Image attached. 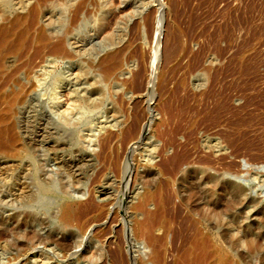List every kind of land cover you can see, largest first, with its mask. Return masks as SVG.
I'll use <instances>...</instances> for the list:
<instances>
[{
    "label": "rangeland",
    "instance_id": "rangeland-1",
    "mask_svg": "<svg viewBox=\"0 0 264 264\" xmlns=\"http://www.w3.org/2000/svg\"><path fill=\"white\" fill-rule=\"evenodd\" d=\"M52 2L55 19L66 18L59 22L61 35L68 14L83 0L66 13L63 0ZM20 14L10 10L7 22L0 20V33ZM101 17L106 23L99 28L95 21ZM41 27L29 31L31 39L16 55L7 53L6 70L0 69V264H157L147 235L137 233L147 219L131 208L158 189L172 222L156 246L169 264L171 238L178 249L188 235L181 199L205 177L198 209L209 215L199 228L222 253L264 264V196L256 187L261 179L242 180L264 175V0H87L70 30V59L44 53L54 40L42 50L35 37ZM14 39L2 49L8 51ZM102 45L108 46L104 52ZM119 51L122 65L109 73L105 57ZM81 72L84 80L73 82ZM76 89L88 92L89 100L61 120L67 93ZM149 118L151 126L142 132ZM117 126L123 132L107 165L103 143ZM26 167L33 190L51 202L43 212L28 207L41 214L38 224L16 217L18 187L8 184ZM42 167L54 183L39 180ZM66 208L69 229L51 217ZM147 210L154 211L152 202ZM16 226L77 245L64 253L54 243L7 251V231ZM248 240L257 246H247Z\"/></svg>",
    "mask_w": 264,
    "mask_h": 264
},
{
    "label": "bare ground",
    "instance_id": "bare-ground-1",
    "mask_svg": "<svg viewBox=\"0 0 264 264\" xmlns=\"http://www.w3.org/2000/svg\"><path fill=\"white\" fill-rule=\"evenodd\" d=\"M86 2H87V0H83L82 3L78 4L75 7V9L71 12V14H68V20L66 23L67 28H66V30H63V33L61 35H58L59 31L62 28H64V25H59V22L65 23L66 18L63 19L62 17H60V19L59 18L55 19L56 15L54 14V12H55L54 10H56L57 6H55V4L52 2V0H0V20L2 22H7V13L10 10L11 11L15 10V11L21 13L20 15H17L16 18L11 22L12 25H11L10 29H8V30L6 29V30H4V32L0 33V69L3 68V70H4L5 68L3 66L7 65V60H6L7 58H5V56L6 57L8 55L10 56V53L11 54L14 53L16 55L15 51H17L18 49H21L23 47V44H24L23 40L25 41L26 37L29 35V33H31L29 31L30 30L32 31V28L35 29V27L38 24H42V27L40 28V32L37 31L36 34L34 32H32L35 34V37L38 40V41H36L37 42L36 44L40 43L42 46V50H44V48H46L48 46V45L45 46V44L49 43L51 40H54L52 42V45H51L52 47L49 45L51 47L50 50L48 49L49 46L47 48V50H49V52L47 53V51H46L44 53L51 55L54 59L58 58V57L64 58V59H70L72 57V51L70 50V47L72 45L71 44L70 30L79 21V19L81 17V10L84 8V5ZM73 3H75V0H63V4L61 5V6L65 7L63 10V13H66L68 11V8L71 7L73 5ZM159 5L161 6L162 2H160ZM162 10H163L162 8L159 9V14L157 17L158 21L156 22L159 24V25H157L158 26L157 27V34L158 35H161V32H162L161 26L163 24V19H164V13L162 12ZM105 21H106V18L101 17L95 21V24L99 25L98 27L101 28V27H103V23ZM17 30H18V32H17ZM13 35H14L15 39H14L12 46L9 47L8 51H7V47H6V50L4 49L5 48L4 47L3 48L4 51H3L2 46L3 45L5 46V44L7 43V39ZM30 37H29V39H31ZM158 38H159V36H158ZM29 42H30V40H29ZM30 45H32V42ZM41 46L39 45V48ZM24 47H25V44H24ZM24 49L26 51V48H24ZM28 49H30V47ZM100 49H101L100 52H104V50L108 49V46L102 45L100 47ZM36 50H38L37 53H39V51L42 52L39 49H36ZM25 51H24V53H25ZM7 53H8V55H7ZM22 53L21 54L19 53V54L22 55ZM29 53H30V51H29ZM17 54H18V52H17ZM34 54H35V56H37L36 52H34ZM85 55H86V52H85ZM35 56H33V57H35ZM41 56H43V55H41ZM105 61L108 63V72L113 74L122 65V61H123L122 52L119 51V52H116L114 54L107 55V57H105ZM102 70H103V68H102ZM4 73H6V72H4ZM12 76H13V74H12ZM4 78H7V77H4ZM81 80H84V73L83 72H81L80 74H77V76L74 78L73 82L77 83V82H81ZM2 82H4V81H2ZM2 82H1V84H2ZM1 84H0V86H1ZM6 84H8V82ZM87 93L88 92H85V91L82 93L81 91H78L77 89L71 90L70 92L68 91L67 96H69V102L67 101L68 104L63 107L64 110L61 112V120L66 119L65 117H63L65 115V113H69V112H71V110H73V109L75 110L76 108L82 109L80 102L82 100H84V101H86L87 99L89 100V98L87 97ZM63 102H66V101H63ZM116 115L117 114H115V116ZM118 122H119L118 120H115L116 125L118 124ZM114 125H112V127H114ZM150 126H151V120L149 118L147 120V122L144 123V125H142L140 127V129L142 132H145L150 128ZM112 127H110V128H112ZM117 127L119 129L116 132V134L113 135V132H111V134L109 135V137L107 138L105 143H103L104 151L102 153L101 158H102L103 162L107 165L109 164V162L111 160L112 144L115 140H117V137H119V135L122 134V132H123V130H120L119 126H117ZM102 129H103V127H102ZM0 150H2V149H0ZM0 153H1V151H0ZM41 170L43 171V173L40 174V176H39V180L41 182H43L46 185H49V184H52L55 182L56 179L54 178V176L52 174H50L48 172H44L43 167L41 168ZM30 173H31V169L29 170V168L26 167V169L24 170L23 173L13 174L11 176L10 180H8V184H13V185H16L18 187L16 192H14L16 195L15 198L19 202V206L17 207L18 213H17L16 217L19 218L20 216H24L27 218H31V219H33L32 223L38 224V221L40 220L38 217L41 214H35L34 212L28 211L29 210L28 207L31 205H34V206H37V208L41 209V212H43L49 207L51 202L48 199L37 195L38 192L33 190V187H31V185L29 183V179H28V175H30ZM186 173L187 172H184L181 175L182 179L185 178ZM259 175L256 174L255 176H253V178L247 177V178H243L242 180L244 182L250 184V183H252L251 181H254L256 178H260L261 180L258 182L259 185H257L256 187L259 189L260 194L264 196V175H261V176H259ZM170 181H171L170 178H166L167 185H171V184H169ZM207 181L208 180L205 177L204 180H202V182H200L198 184L192 183L193 187L187 192L185 197H183L181 199V206H183V209L189 215V216H187V218L182 219L183 220L182 225L186 226V228L188 230V235L186 236V238H184L181 241L180 247L178 249H176L174 247V240H175L174 236L171 238V248H172L171 252H172V254H171V260H170L169 264H248L249 262H247L246 259H244V256L241 254L234 253V255H232L229 252L222 253L221 250L216 249L214 246L215 243L213 242V238L212 237L210 238V236L205 235L202 232L203 230H201L199 228L200 220L204 219L205 218L204 216L209 215L207 212L205 214L201 215V212L198 209L200 206L198 204V202L199 201L201 202V200L203 199V194H200V186L203 184H206ZM61 185H62V188L67 193L68 192V186L66 184H63V183ZM42 193H44V191ZM47 193H49V191ZM175 194H177V192H175ZM150 202H152L154 204V211L153 212H150L149 210H147L148 204ZM131 210L133 213H135L137 215H141V214L144 215L145 218L147 219L146 221L140 223V225L138 226V229H137V233L139 235L140 234L147 235L146 237H147L148 243L152 246V248H154V253H153L154 258L153 259L155 260V262H157V264H167L164 261H161V253L156 246L157 243L160 242V240H162L166 235H168L170 233L171 222H172V219H170L171 217L168 218L169 215L167 216L166 205H165V202L162 198V189H158L154 193L146 196L140 204L132 206ZM201 210H203V208ZM206 211H208V209H206ZM68 215L70 216L71 213L66 208L64 210H61L60 212H57L55 215H52L51 217L57 218L58 220H60L62 222V224L64 225L65 228L69 229L70 224L68 222V217H67ZM212 215H214V214H212ZM195 216H197L198 218H195ZM49 221H51V219H49ZM40 222L42 223L41 220H40ZM156 229H158V230L162 229L163 230L161 237L156 236V234H155ZM0 237L3 239L5 237V233H1ZM76 239H79V237L77 236ZM237 241H239L240 246L243 247L244 241H241L240 239H238ZM246 242H247V246L249 245L252 248L257 246L256 240H248ZM5 243L7 245V251H15L18 254L21 253L22 251L26 250V249L32 248L33 246H35V244L46 245L48 243H54L55 249L62 252V253L71 251L72 248L77 245V242H75V241L67 242L64 239L53 240L52 238H50V236L43 238L40 235H38V233L36 232V229L28 231L27 227L23 228L22 226H16L15 229H13L12 231H10V232L7 231V241H5ZM50 249L53 250L54 248H50ZM98 250H100V248H98ZM37 258H38L37 261L38 262L41 261V263H42L44 255H39V256H37ZM90 260H92V258Z\"/></svg>",
    "mask_w": 264,
    "mask_h": 264
}]
</instances>
